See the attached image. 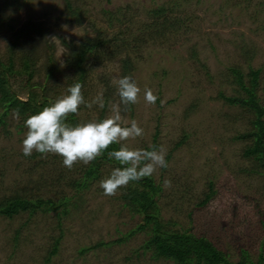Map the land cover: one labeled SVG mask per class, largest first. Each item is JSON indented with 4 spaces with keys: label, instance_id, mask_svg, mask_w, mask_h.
I'll list each match as a JSON object with an SVG mask.
<instances>
[{
    "label": "rangeland",
    "instance_id": "obj_1",
    "mask_svg": "<svg viewBox=\"0 0 264 264\" xmlns=\"http://www.w3.org/2000/svg\"><path fill=\"white\" fill-rule=\"evenodd\" d=\"M262 1L0 0V57L13 54L17 68L28 59L34 69L32 77L10 76L19 96L37 89L55 100L73 80L66 62L70 44L94 36L107 39L101 54L91 58L82 90L86 101L103 93L105 108L81 105L78 116L101 119L103 112L106 117L109 103L119 99L112 78L131 76L141 88L140 98L122 115L136 120L144 135L128 143L167 151L168 166L152 175L161 185V220L207 236L232 262L242 249L257 261L264 256V167L245 153L250 137L238 136L253 128L254 114L229 105L220 94L244 92L231 67L244 74L258 69L256 93L264 105ZM157 4L165 9L161 26L151 13ZM146 87L158 97L154 105L143 99ZM26 131L22 118L13 114L0 126V200L16 193L72 199L66 212L60 207L0 215V264H174L142 248L150 232L129 234L142 220L124 205L122 188L113 196L103 194L99 182L116 165L106 163L90 186L75 192L69 180L80 175L83 163L69 169L59 155L34 151L25 156ZM165 180L171 181L169 187Z\"/></svg>",
    "mask_w": 264,
    "mask_h": 264
},
{
    "label": "trees",
    "instance_id": "obj_2",
    "mask_svg": "<svg viewBox=\"0 0 264 264\" xmlns=\"http://www.w3.org/2000/svg\"><path fill=\"white\" fill-rule=\"evenodd\" d=\"M261 4L264 5V0ZM163 7L162 4H157L151 11L152 16L156 17L155 25L157 26L164 25L166 21ZM71 9L75 11L72 7ZM107 43H109L107 39L104 40L99 36H94L87 37L78 44H70V52L67 55L66 62L73 72L71 85L76 82L81 83L82 86L85 85L91 69V58L95 55L97 57L99 53L101 54ZM15 65L16 61L13 54L9 55L6 60L0 57V126L5 124L7 116L10 114L21 117L24 125V121L29 115L35 114L51 101H54L47 93H41L37 89L29 90L26 98L19 96L12 86L10 76L14 73L24 72L32 77L34 69L31 67L29 60L25 58L21 68H17ZM53 69L54 67L51 66L49 72H52ZM231 71L234 74V80L244 89V92L232 94L231 96L220 94V97L229 105L238 104L245 106L254 114L251 119L253 128L239 133L238 136L250 137L251 143L244 147L245 153L251 154L264 167V105L260 104L259 96L256 93L259 85V70L249 68L246 73L248 75L247 79L245 78L247 75L243 73L241 68L233 66ZM103 118H105V115L102 112L101 119ZM68 122L76 124L82 122V120L78 114H73L69 116ZM112 147L116 148L118 146L113 145ZM106 163L119 166L105 152L89 164H83L80 175L76 178H70L69 186L75 192L82 193L86 187L90 186L101 175L102 167ZM122 189L124 190L122 194L124 205L128 206L131 211L138 213L142 220L141 223L133 227L129 234L142 230L150 232V236L143 243L142 248L151 250L153 257L160 258L162 256L173 260L174 264H262V261H264V256L262 255H259L257 261H252L248 253L242 249L239 258L232 262L228 259L227 254L217 248L207 236L196 235L188 230L167 226L160 218L158 195L161 185L156 183L152 176L145 177L140 181H133ZM210 189L213 192L211 186ZM212 192L207 193L200 204L206 203ZM71 199L72 196L70 195L61 196L58 200L52 197H27L18 193L7 195L0 200V215L12 217L21 211L32 215L38 210H58L60 207L62 212H66ZM121 239L118 241H121ZM58 241L59 239L55 241L51 252L56 251ZM98 243L103 245L110 242L99 241Z\"/></svg>",
    "mask_w": 264,
    "mask_h": 264
},
{
    "label": "clouds",
    "instance_id": "obj_3",
    "mask_svg": "<svg viewBox=\"0 0 264 264\" xmlns=\"http://www.w3.org/2000/svg\"><path fill=\"white\" fill-rule=\"evenodd\" d=\"M111 84L116 88L119 99L109 103V114L103 119L76 124L68 122L69 116L79 113L81 105L89 109L94 105L105 108L103 93L86 101L79 82L68 86L65 94L29 115L24 121L27 131L23 139V154L30 156L35 151L43 155H59L63 158V165L71 169L78 162L87 165L107 152L108 157L119 166L99 182L105 196H113L129 183L166 168L167 151L163 146L157 149L155 145H150L146 149L132 147L128 143L144 135V129L136 120L128 121L122 115L127 106L139 102L140 86L128 75L113 77ZM157 98L151 88L144 89L145 103L154 105ZM113 145L118 147L113 148ZM170 185L171 181L165 180V186Z\"/></svg>",
    "mask_w": 264,
    "mask_h": 264
}]
</instances>
